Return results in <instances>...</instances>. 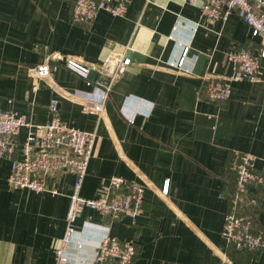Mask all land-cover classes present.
<instances>
[{"label":"crops","instance_id":"1","mask_svg":"<svg viewBox=\"0 0 264 264\" xmlns=\"http://www.w3.org/2000/svg\"><path fill=\"white\" fill-rule=\"evenodd\" d=\"M74 1L0 0V106L45 125L55 100L63 123L95 133L82 198H97L112 177L145 192L135 225L84 209L66 248L68 264H98L106 236L134 243L130 264H264V250L235 252L221 238L231 153L252 154L257 168L264 163V56L256 80L232 83L228 101L204 98L208 79L231 76L228 53L254 52L259 40L234 14L225 22L206 19L202 0H131L124 17L100 12L88 26L70 22ZM120 54L126 71L102 113L87 112L99 100L95 86L68 71L66 60L101 79L105 61ZM45 63L53 71L41 79L34 69ZM26 134L23 128L16 137L15 158ZM10 171V161L0 159V264H54L73 177L58 174L51 182L58 194L37 195L9 188ZM253 211L254 231L264 233V208Z\"/></svg>","mask_w":264,"mask_h":264},{"label":"built area","instance_id":"2","mask_svg":"<svg viewBox=\"0 0 264 264\" xmlns=\"http://www.w3.org/2000/svg\"><path fill=\"white\" fill-rule=\"evenodd\" d=\"M131 0H75L70 8L69 20L72 24L88 26L100 12L112 17H124ZM194 5L196 0H186ZM234 14L248 27L250 37L259 40L256 51L248 48L228 53L231 76L224 80L208 79L204 98L211 103L225 102L231 97V84L241 79L254 81L264 56V0H202L201 15L211 21L225 22ZM188 49L177 64L178 70ZM65 68L87 79L91 68L74 60H66ZM123 54L113 55L103 65L101 79L93 82L98 101H91L86 111L99 116L103 103L108 98L114 82L126 71ZM53 68L43 64L34 69L41 78H50ZM186 72V71H185ZM50 115L45 125H32L26 116L14 111H4L0 106V159L8 160L11 171L7 184L12 190H25L37 195L55 196L57 190L51 185L52 179L61 173L72 175L73 182L68 196L63 236L54 249V264H68L67 246L73 242L77 220L84 209H89L111 220L126 218L131 225L136 224L144 204L143 185L127 183L122 178L112 177L97 198L84 199L80 196L89 161L92 157L95 133H86L63 123L58 117V104L48 103ZM27 130L21 146L20 158H15L16 137L20 130ZM235 177L230 194L229 210L223 218L221 238L228 248L235 252L256 253L264 250V233L254 231L252 211L264 208V163L255 166V157L250 153L232 152L227 165ZM169 182L163 185L162 193L168 192ZM78 250L82 243L75 242ZM135 256L132 241L120 242L115 237L106 236L99 241L95 253L98 264H130Z\"/></svg>","mask_w":264,"mask_h":264},{"label":"trees","instance_id":"3","mask_svg":"<svg viewBox=\"0 0 264 264\" xmlns=\"http://www.w3.org/2000/svg\"><path fill=\"white\" fill-rule=\"evenodd\" d=\"M223 181H224V183H223V194H224V197L226 198V201H227V211H228L229 210L228 204H229V200H230V194H231V192L234 188V184H235V177L231 172H229L228 168L225 171ZM253 212L254 211H252V213Z\"/></svg>","mask_w":264,"mask_h":264},{"label":"water","instance_id":"4","mask_svg":"<svg viewBox=\"0 0 264 264\" xmlns=\"http://www.w3.org/2000/svg\"><path fill=\"white\" fill-rule=\"evenodd\" d=\"M96 77H97V73L94 71H90V73L87 77V80L94 82L96 80Z\"/></svg>","mask_w":264,"mask_h":264}]
</instances>
